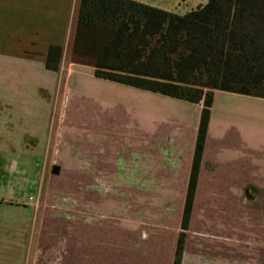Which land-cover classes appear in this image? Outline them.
Listing matches in <instances>:
<instances>
[{
    "label": "crops",
    "instance_id": "1",
    "mask_svg": "<svg viewBox=\"0 0 264 264\" xmlns=\"http://www.w3.org/2000/svg\"><path fill=\"white\" fill-rule=\"evenodd\" d=\"M80 2L0 0V211L11 213L13 222L0 228V264H42L39 254L44 246L31 243L33 208L20 201L39 194L36 177L42 169L40 159L57 94L59 107L65 110L71 99L68 78L75 82L85 69L99 81L122 85L98 78L93 67L74 62L72 45ZM51 45L64 47L59 72L45 66ZM121 87L172 102L163 107L142 102L128 123L130 133L124 136V146L115 150L114 139L122 135L114 129V113L88 118L87 106L78 98L68 107L79 109L66 119L60 111L61 133L67 143L61 141L59 148L69 156L66 146L78 147L75 156L82 159L76 165L77 178L83 188L115 189L116 177L108 174L123 164L124 176L119 181L125 190L124 244L117 250L111 243L115 234L107 229L99 232L96 220H87L86 227L77 222L75 243L60 245L53 257L45 251L44 264H175L204 105ZM36 102L48 109V128L46 122L30 121L35 118L31 110ZM104 105L109 110L112 104ZM23 109L27 113L22 114ZM36 134L37 145L27 143L26 136ZM84 156L97 158V165L85 163ZM109 157L115 158L106 163ZM19 160L30 178L27 174L18 177L22 172ZM81 167L90 177H81L88 175ZM96 203L91 206L97 207ZM148 225L155 228H145ZM181 264H264L262 98L215 91Z\"/></svg>",
    "mask_w": 264,
    "mask_h": 264
},
{
    "label": "trees",
    "instance_id": "2",
    "mask_svg": "<svg viewBox=\"0 0 264 264\" xmlns=\"http://www.w3.org/2000/svg\"><path fill=\"white\" fill-rule=\"evenodd\" d=\"M64 47L46 69L59 72ZM75 63L95 76L192 103L203 102L194 171L175 264H181L215 91L264 99V0H208L180 15L136 0H81Z\"/></svg>",
    "mask_w": 264,
    "mask_h": 264
},
{
    "label": "rangeland",
    "instance_id": "3",
    "mask_svg": "<svg viewBox=\"0 0 264 264\" xmlns=\"http://www.w3.org/2000/svg\"><path fill=\"white\" fill-rule=\"evenodd\" d=\"M143 2L161 9L174 12L180 15L186 14L189 11L198 8L201 6L204 1L208 0H136ZM84 75L80 77H75L74 81L69 80L68 89L70 88L69 95L70 100L65 101L73 103L78 98L83 100V104L87 106V117H90V114H93V119L100 118L99 115H103L104 112L110 113V115H116L114 122V129L118 135H122L119 139H114V145H112L115 150L122 148L124 146V136L129 134V121L134 118V113L137 114L140 104L142 102H149L154 107L156 105L166 106L171 105V100H162L154 98L147 92H136L131 88L125 89L118 86L114 83H105L103 81L97 80L92 76V71L89 69L84 70ZM64 75L61 77L63 80ZM60 84V82H59ZM132 90V91H130ZM72 91V92H71ZM72 95V96H71ZM56 106L52 108V123L50 126L49 135L45 136L44 133L42 136H45V150L44 157L41 156L40 162L42 169L38 173L36 179H40V188L38 189L39 194L35 198L21 199L20 202L31 204L33 208V223H32V241L34 245L40 244L44 246V249L40 252V262L44 264V257L46 256L45 251L51 252L50 256L53 257L54 253L58 251L60 245H67L75 243L74 238L77 231V222L83 223L86 227L87 220L89 223H92L96 220L95 224L98 226L99 232L102 233L103 229H107L112 237L111 243L116 245V249L119 250L120 246L124 244V193L125 190L122 188L123 183L119 181V178L124 176V166L121 164L117 169L112 172H109L108 177H116L115 180V189H92V188H83L80 186L79 180L77 178L79 171H77L78 161L82 157L75 156V151L78 148L75 145L69 146L66 149L69 151V156H65L64 151L59 148L61 141L63 145L67 143L66 136H63L62 126H60V111H64L67 115L74 113L79 108L68 106L65 107V110H62L59 107L60 104V95L57 94L55 98ZM110 103L111 107L109 110L105 107V103ZM41 102H36L35 105H32L33 109L31 110L35 114V118H30V121L46 122V127H49L50 121H48V109L43 108L40 105ZM81 104L83 107L84 105ZM37 105V106H36ZM80 106V105H78ZM82 107V108H83ZM151 107V106H150ZM31 108V104L29 107ZM81 108V109H82ZM47 110L46 112L44 111ZM27 113L26 109L22 110ZM86 111V113H87ZM45 112L40 117V114ZM139 112V111H138ZM33 115V114H32ZM24 118H26L24 116ZM62 118L63 115H62ZM65 119L63 121L65 122ZM68 128H70L68 126ZM74 128H72L73 130ZM67 129V131H72ZM74 130L71 132V135L75 134ZM7 136V135H6ZM27 143L34 144L38 134L36 136H26ZM119 137V136H117ZM37 145V144H34ZM124 148V147H123ZM63 149V148H62ZM65 150V147H64ZM78 152H76V155ZM112 158L109 157L105 159L106 163L111 161ZM85 163L91 164L94 163L97 165L98 160H91L90 156H84ZM21 173L18 177L27 174V178L31 177V174L27 172L22 166V160H19ZM27 164V163H26ZM104 164V162H103ZM116 164V159H115ZM60 166L62 169L60 174L54 175L52 173V166ZM81 171L87 172L86 169L80 168ZM120 172V173H118ZM88 173V172H87ZM92 173V171H90ZM93 174V173H92ZM83 179L85 177H90L89 173L87 176H81ZM108 192H110L109 197L113 196V200L107 199ZM28 196V195H27ZM91 202H98L96 206H91ZM21 203V205H22ZM108 203L109 205L105 204ZM98 213V214H97ZM11 213L6 211H0V228L7 227L10 223H13L11 218H9ZM81 216H83L82 219ZM95 218V219H94ZM131 221L134 219V211L131 212ZM165 223L163 224V226ZM145 228L154 229L155 225H148ZM3 230V229H1ZM151 231V230H149Z\"/></svg>",
    "mask_w": 264,
    "mask_h": 264
},
{
    "label": "water",
    "instance_id": "4",
    "mask_svg": "<svg viewBox=\"0 0 264 264\" xmlns=\"http://www.w3.org/2000/svg\"><path fill=\"white\" fill-rule=\"evenodd\" d=\"M52 173L54 174V175H58V174H60V167L59 166H53V169H52Z\"/></svg>",
    "mask_w": 264,
    "mask_h": 264
}]
</instances>
